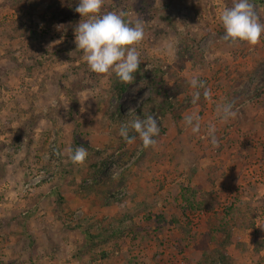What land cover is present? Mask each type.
Listing matches in <instances>:
<instances>
[{"label":"rangeland","instance_id":"obj_1","mask_svg":"<svg viewBox=\"0 0 264 264\" xmlns=\"http://www.w3.org/2000/svg\"><path fill=\"white\" fill-rule=\"evenodd\" d=\"M35 2L30 13V1L0 0V264H102L107 255L112 264H197L189 234L205 231V218L231 203L233 264H264V35L256 46L223 39L221 14L236 0H105L102 13L143 22L140 59L162 87L175 89L164 115L150 113L160 133L136 169L138 134L117 147L98 120L118 106L134 110L149 87L137 78L109 100L110 76L90 71L76 49L75 28L86 19L75 11L79 0ZM250 2L264 23V6ZM172 8L186 12V28L180 19L167 22ZM193 78L205 87L194 89ZM225 105L235 112L226 121L218 113ZM74 140L106 150L100 182L116 184L129 171L127 181L110 191L100 183L89 189L93 178L70 183L78 165L69 158L61 167L53 157L69 156ZM200 191L218 204L182 233ZM89 226L92 234L106 228L101 239L87 240ZM111 226L121 230L110 236ZM216 246L209 243L215 250L205 264H219Z\"/></svg>","mask_w":264,"mask_h":264},{"label":"clouds","instance_id":"obj_2","mask_svg":"<svg viewBox=\"0 0 264 264\" xmlns=\"http://www.w3.org/2000/svg\"><path fill=\"white\" fill-rule=\"evenodd\" d=\"M104 3L105 0H79L75 11L86 19L80 21L75 28L76 49L83 53L90 71L104 76L115 74L121 83L130 85L142 62L137 47L145 38L144 25L140 19L126 21L122 11L102 13ZM221 21L225 30L223 39L233 44L246 42L256 46L264 35V23L250 0H236L232 7L224 9ZM190 85L194 89L205 87L197 78H193ZM204 95L208 97L210 92L206 89ZM199 98L200 93L196 91L192 102L195 103ZM218 113L225 121L235 117L230 105L222 106ZM186 120L189 124L193 123L191 116ZM130 131L138 134L143 147L147 149L155 147V137L160 133V126L152 114L144 118L137 115L120 127L119 134L127 143H133L136 139V136L129 135ZM192 131H199L198 123L193 126ZM214 132L213 126L210 128V135L213 145L218 147ZM87 157V149L81 146L69 158L73 164L83 165Z\"/></svg>","mask_w":264,"mask_h":264},{"label":"trees","instance_id":"obj_3","mask_svg":"<svg viewBox=\"0 0 264 264\" xmlns=\"http://www.w3.org/2000/svg\"><path fill=\"white\" fill-rule=\"evenodd\" d=\"M18 1V0H16ZM21 1V0H20ZM30 1V13L32 9L37 5L35 0H23V4L25 6L29 5ZM259 3H261L264 6V0H255ZM15 2V0H13ZM21 4V3H20ZM148 10L151 11L153 9L152 5L148 4ZM153 11V10H152ZM147 15V14H146ZM146 15L144 17H146ZM186 18L187 14L183 10L176 11L174 8L166 15L167 22H171L175 19H180L182 23V27L186 28ZM127 21V20H126ZM149 21V19H148ZM156 31L158 29L156 28ZM145 63L142 61L140 64V70L135 73V79L137 78H143L144 84L149 87L150 93L149 95L143 99L141 104L138 105L134 110L130 112L123 111V109L118 106L114 111L107 113L103 112L101 117L99 118V124L104 127L103 133L109 134L113 138L116 139V145L117 147L122 146L125 144V140L123 137L120 136L119 130L123 123H126L133 118H135L137 115L140 116V118H144L147 115H149L151 112H155L156 114H165V110H167L169 107L172 106V102L175 101V98H171L172 91H174V87L171 86L169 88H164L161 85H163L161 76L157 75V70L153 69L150 72H147V70L144 67ZM127 84L121 83L118 78L115 76V74H112L110 76V84L107 88V95L108 99H120L124 90L127 88ZM168 95V96H167ZM170 96V98H169ZM108 110V109H107ZM130 136H134L135 132L130 131ZM157 141V137H155ZM83 146L88 151V157L83 165L77 166V172H79V177L77 179L71 180L70 183L75 185H81L87 178H93L95 183H92L88 186L89 189L96 191L98 183L102 185H106L107 189L110 191L113 189L115 185L122 186L128 179L130 172L126 171L120 174V176L117 178L116 184L113 183V179H107L108 182L101 181L98 178V175L101 174L102 170L104 169L106 162L108 160V154L106 150L104 149H98L94 147L93 145H90L89 142L82 143L78 140H74L70 145V153L69 156H55L53 157L57 164L61 167H64V165L69 163V157L70 154L78 147ZM153 147H149L145 149L144 147L141 149V151L138 153L137 157L134 160V166L135 169L142 166V163L146 161V159L150 158L151 155V149ZM135 172V171H134ZM85 185H83L84 187ZM117 188V187H116ZM98 191V190H97ZM108 191V192H109ZM112 196V195H111ZM61 197V196H60ZM62 198V197H61ZM124 200L121 199L119 205L124 206ZM218 204V199L215 198L210 191H200L197 194V197H195L191 203L188 204V209H209L212 210L215 205ZM235 206L234 204H228L225 205L222 208V213L217 214L216 212L212 215H209L205 218L206 223V230L199 233H191L189 234V238L196 242V251L195 255L198 256V262L197 264H205L206 260L211 256L212 252L215 250L214 248L209 247V243H215L217 246L218 251V261L219 264H233V258L228 253L226 246L228 243H231L232 241H235L234 236L232 233H228L227 229L230 225V223H235V221L231 222V215L234 212ZM187 226L182 228V233L189 232V228L192 225L191 221L188 219ZM251 225V223H247L246 226ZM79 227L80 224H79ZM91 226L88 228L82 229V232H84L87 240L89 241H96L97 239H101V234L106 230V228H102L98 230L97 234H92L90 231ZM121 230V227H110V236H115L117 232ZM101 231H103L101 233ZM109 236V237H110ZM224 237V239H223ZM236 244H238L236 240ZM259 245L256 244V246ZM257 247H255V251L258 252ZM102 264H112L109 262V256H103L101 259ZM9 264H12V262H9Z\"/></svg>","mask_w":264,"mask_h":264},{"label":"built area","instance_id":"obj_4","mask_svg":"<svg viewBox=\"0 0 264 264\" xmlns=\"http://www.w3.org/2000/svg\"><path fill=\"white\" fill-rule=\"evenodd\" d=\"M207 214H208V211L206 209H195V210L188 211L187 216L189 217V220L191 221L192 226H194V225H197L199 220L203 218L204 216H206ZM181 262L182 261H179V263Z\"/></svg>","mask_w":264,"mask_h":264},{"label":"crops","instance_id":"obj_5","mask_svg":"<svg viewBox=\"0 0 264 264\" xmlns=\"http://www.w3.org/2000/svg\"><path fill=\"white\" fill-rule=\"evenodd\" d=\"M76 261H78V260L76 259L75 262H76ZM70 264H74V262H73V263L71 262ZM75 264H78V263H75Z\"/></svg>","mask_w":264,"mask_h":264}]
</instances>
